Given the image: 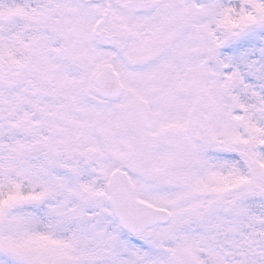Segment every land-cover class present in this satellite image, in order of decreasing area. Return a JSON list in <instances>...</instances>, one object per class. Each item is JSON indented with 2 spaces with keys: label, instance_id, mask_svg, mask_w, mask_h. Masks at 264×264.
Instances as JSON below:
<instances>
[{
  "label": "snow or ice",
  "instance_id": "snow-or-ice-1",
  "mask_svg": "<svg viewBox=\"0 0 264 264\" xmlns=\"http://www.w3.org/2000/svg\"><path fill=\"white\" fill-rule=\"evenodd\" d=\"M0 264H264V0H0Z\"/></svg>",
  "mask_w": 264,
  "mask_h": 264
}]
</instances>
